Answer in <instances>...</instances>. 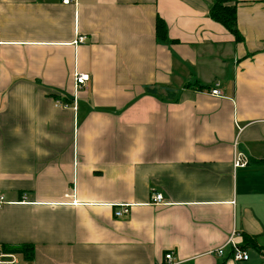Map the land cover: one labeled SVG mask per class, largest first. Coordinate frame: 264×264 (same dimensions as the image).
<instances>
[{"label": "crops", "instance_id": "crops-1", "mask_svg": "<svg viewBox=\"0 0 264 264\" xmlns=\"http://www.w3.org/2000/svg\"><path fill=\"white\" fill-rule=\"evenodd\" d=\"M211 4L0 0L3 251L31 245L23 264H166L167 252L264 264V0H235L239 42ZM75 72L89 75L77 91ZM234 150L247 165L233 167ZM230 237L248 260L229 258Z\"/></svg>", "mask_w": 264, "mask_h": 264}, {"label": "trees", "instance_id": "trees-1", "mask_svg": "<svg viewBox=\"0 0 264 264\" xmlns=\"http://www.w3.org/2000/svg\"><path fill=\"white\" fill-rule=\"evenodd\" d=\"M212 4L209 8L210 17L224 26L234 36V40L239 42L242 36L236 27V6L235 0H211ZM156 35L158 37L165 36V26L160 18L156 19L155 23ZM201 89H209V86L197 85ZM145 92L154 95L162 100H175L177 97L176 91L169 86L153 85L145 86ZM258 163H264V156L257 160ZM248 244L256 245L253 238H248ZM239 245V244H238ZM247 245V244H246ZM242 249L243 246L239 245ZM8 253L21 255L24 260H30L33 255V248L29 244H21L7 248ZM230 257V256H229Z\"/></svg>", "mask_w": 264, "mask_h": 264}, {"label": "built area", "instance_id": "built-area-1", "mask_svg": "<svg viewBox=\"0 0 264 264\" xmlns=\"http://www.w3.org/2000/svg\"><path fill=\"white\" fill-rule=\"evenodd\" d=\"M70 0H63L64 4L69 3ZM79 41L83 40V36L78 38ZM74 85L76 91L83 87L89 80V75L84 73L75 72L73 76ZM212 95H220V91L215 86L209 91ZM248 164L247 158H245L240 152L234 150L233 153V167H243ZM163 198L162 195L158 192H152L151 194V202L154 204H162ZM4 201V196L0 194V204ZM116 210L114 211L115 216H122L123 214H127L129 212L130 205L127 203L118 204ZM226 244L230 247L229 258L236 262L246 261L248 260V253L245 249H242L232 237H230ZM224 252V246H221L215 250V253L218 255H222ZM164 259L166 260V264H176L173 263L172 253L167 252L164 254ZM0 264H23L19 259H17L14 254L5 252L0 247Z\"/></svg>", "mask_w": 264, "mask_h": 264}, {"label": "rangeland", "instance_id": "rangeland-1", "mask_svg": "<svg viewBox=\"0 0 264 264\" xmlns=\"http://www.w3.org/2000/svg\"><path fill=\"white\" fill-rule=\"evenodd\" d=\"M17 258L19 259V257L17 256Z\"/></svg>", "mask_w": 264, "mask_h": 264}]
</instances>
